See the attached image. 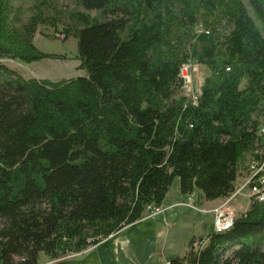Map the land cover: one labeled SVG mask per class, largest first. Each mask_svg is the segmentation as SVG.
Returning a JSON list of instances; mask_svg holds the SVG:
<instances>
[{"label": "trees", "instance_id": "16d2710c", "mask_svg": "<svg viewBox=\"0 0 264 264\" xmlns=\"http://www.w3.org/2000/svg\"><path fill=\"white\" fill-rule=\"evenodd\" d=\"M74 1L84 10L59 32L87 74L54 81L2 60L64 58L35 43L56 19L21 22L0 0V264L83 251L161 207L177 177L184 194L229 198L241 161L264 157V0ZM198 27L216 41L194 104L181 69ZM250 198L230 230L171 264H264V200Z\"/></svg>", "mask_w": 264, "mask_h": 264}, {"label": "rangeland", "instance_id": "374dc122", "mask_svg": "<svg viewBox=\"0 0 264 264\" xmlns=\"http://www.w3.org/2000/svg\"><path fill=\"white\" fill-rule=\"evenodd\" d=\"M12 6L14 7L13 15L16 13L21 22L27 21L29 17L36 11L41 10L45 17L55 18L54 22L56 26L49 22L48 24H42L39 26L38 32L36 34L35 43L44 52L65 55L64 58H44L31 63H22L14 59H4L9 66L17 68L22 71L27 77H38L44 79H51L58 81L64 78H72L77 76H85L87 71L80 68V60L78 59V47L77 39L74 37L66 38L64 33L59 32L65 26L73 23L71 20V14L75 11L84 10L81 6L77 5L74 0H10ZM88 13L95 18L100 20H105L107 16H104L98 10H91ZM252 16L253 12L250 10ZM255 17V16H254ZM261 26L260 22L257 21ZM262 31L264 30L261 26ZM226 34L225 30L219 33L220 39H223ZM207 39V40H206ZM215 36L213 33L198 27L195 31L194 45L192 50V58L189 63V75L193 78V84L187 88L184 95H187L190 99H197L202 90L203 79L208 74V70L203 64V59L205 56V49L208 45L215 43ZM243 86V85H242ZM261 128H264V114L260 117ZM264 139V136H262ZM264 141V140H263ZM252 159L251 155H247L239 166L240 177L247 176L250 173L249 164ZM180 183L179 177L174 181V187H178ZM233 203V202H232ZM233 208L235 214L236 209ZM193 217H181L178 219L176 225L179 226V231H174L173 234L177 236L178 239H174L171 243H168L167 248H164L163 241L161 246L156 247L155 242L145 243L142 247L144 251L137 252L130 250L128 262L130 264H169L170 260L175 257L183 256L185 253L182 251L183 248H188V243L182 244L181 238L185 241L188 238V234L194 229L200 230L203 233H209L213 229L211 224L206 222L203 226L195 227L193 225ZM1 224V222H0ZM174 229H176L174 227ZM182 229V230H181ZM174 237V238H175ZM138 242L137 240H135ZM170 241V242H171ZM178 241V242H177ZM186 242V241H185ZM140 246V244H139ZM140 246V248H142ZM153 250V251H152ZM151 252V253H150ZM175 252V253H173ZM121 256V255H120ZM122 257V256H121ZM124 257L117 259L122 260L124 263ZM110 262V261H109ZM120 263V261H119ZM122 263V264H123ZM111 264H116L115 262ZM121 264V263H120Z\"/></svg>", "mask_w": 264, "mask_h": 264}, {"label": "crops", "instance_id": "0c3cea01", "mask_svg": "<svg viewBox=\"0 0 264 264\" xmlns=\"http://www.w3.org/2000/svg\"><path fill=\"white\" fill-rule=\"evenodd\" d=\"M199 96L200 95H198L197 98H199ZM239 175L237 178L236 190L240 186H243L249 178V174L243 177H240ZM173 184L161 206V212L155 217H143L136 222L128 224L97 244H93L87 249L77 252L78 255L76 257L59 261L56 264H111L113 262L116 264H122V260H119L120 263L117 260L122 257H124L123 264H130L128 262L130 250L135 249L139 252L140 249V251H144L142 246L149 241L155 242L156 247L161 246L163 241L164 248L166 249L168 243L172 244L174 239H178V232L176 233V237L173 232L179 231V226L176 225V223L181 217H193V225L196 228L209 222L213 227L211 232L203 233L200 230L194 229L188 234V238L185 239L186 242L183 240V237L181 238L183 245L188 243V248H183L182 250L186 254L190 250V242L192 239L208 237L215 232L216 213L214 210L223 205L228 198L208 200L200 190L191 194H184L181 191L180 183L178 187H174ZM250 197L248 189L245 188L241 194H238L233 198L230 204L236 209V215L247 211L251 203ZM174 227L176 229H174ZM139 244L142 248H140ZM51 260L52 258L43 254L41 256L40 264L48 263ZM169 262V264H171V260Z\"/></svg>", "mask_w": 264, "mask_h": 264}, {"label": "built area", "instance_id": "2783aa9c", "mask_svg": "<svg viewBox=\"0 0 264 264\" xmlns=\"http://www.w3.org/2000/svg\"><path fill=\"white\" fill-rule=\"evenodd\" d=\"M189 67L188 64L183 65L181 69V75L184 79V92L193 84V78L189 75ZM194 104H197L198 98L193 100ZM260 135L264 136V128L260 129ZM247 188L250 196L255 197L256 200L263 201L264 200V157L261 161L253 160L250 163V173L249 178L243 186H240L234 194L226 200V202L220 207L216 208L214 211L216 213L215 219V232L221 233L230 230L235 221L236 214L232 207H230V203L238 194H241L243 190ZM161 207L149 206L145 217H155L157 214L161 212ZM208 241V237H203L202 239H197L194 243V248L199 249L201 246L206 245ZM78 255L77 252H68L59 258L52 259L48 263L45 264H56L59 261H64L68 259H72Z\"/></svg>", "mask_w": 264, "mask_h": 264}, {"label": "bare ground", "instance_id": "6f19581e", "mask_svg": "<svg viewBox=\"0 0 264 264\" xmlns=\"http://www.w3.org/2000/svg\"><path fill=\"white\" fill-rule=\"evenodd\" d=\"M207 40V39H206Z\"/></svg>", "mask_w": 264, "mask_h": 264}]
</instances>
